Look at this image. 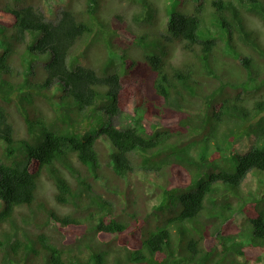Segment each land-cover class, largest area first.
<instances>
[{"label": "trees", "instance_id": "16d2710c", "mask_svg": "<svg viewBox=\"0 0 264 264\" xmlns=\"http://www.w3.org/2000/svg\"><path fill=\"white\" fill-rule=\"evenodd\" d=\"M108 1L69 0L58 23L29 0L0 9V264L261 262L264 32L251 25L264 27V0H211L208 18L204 4L187 13L188 0H168L167 30L144 34L131 23L157 24L156 0H129L140 11L120 26L101 15ZM100 112L112 121L127 115L134 127L98 130ZM245 135L256 144L224 157ZM99 138L111 147L113 180L138 160L163 177L151 211L138 195L120 205ZM250 173L261 187L244 193ZM43 177L53 186L50 194L40 186L38 200ZM238 214L250 232L234 223Z\"/></svg>", "mask_w": 264, "mask_h": 264}, {"label": "rangeland", "instance_id": "374dc122", "mask_svg": "<svg viewBox=\"0 0 264 264\" xmlns=\"http://www.w3.org/2000/svg\"><path fill=\"white\" fill-rule=\"evenodd\" d=\"M167 1L168 0H156L160 10L159 11L160 20L158 21L157 24L153 26H147L145 28H139L134 22L131 23L133 14L135 12L140 11V8L134 3L130 2L129 0H109L106 4V7H103L101 9V15L111 25L120 26L122 25V23L126 25L127 24L129 25L131 23L132 25L131 28L138 34H144L146 32L150 33L152 31L156 33H164L167 30V26L169 22V15L166 13V4L168 3ZM188 1L189 2L184 10L187 13L193 12L194 9L196 10L201 4H204L205 6L204 9L206 10V13L205 14L203 13L204 14L203 17L208 18L211 15L212 11L211 8L209 7V3L211 0H188ZM7 3L8 0H0V9H4L7 6ZM68 3L69 0H29L28 4H32L35 7L39 8L45 14L48 21L58 23L62 18L63 11L68 8ZM118 17H121L122 20H120ZM251 26L252 27L255 26L259 31L261 30L264 32V27L261 25L260 22H254ZM208 27L211 28L212 33L216 31L215 26L213 27L212 25L211 26L208 25ZM263 40H264V35H263ZM86 42L91 43V39L88 38ZM90 46L93 47V50L90 54L93 60L96 59L98 65L100 64L99 55L101 51L99 50L100 53L97 52L96 43ZM20 48L21 49H17V51L25 52V48L23 46H21ZM169 50H170L169 60L175 63L179 62L181 57L180 51L176 47L171 48ZM81 51L83 53V51H85V47ZM133 54L135 53L133 52ZM246 55H251V51L249 49H247ZM246 55L243 54V56ZM48 59H49L48 57L40 59L38 61L39 63L37 64V67L41 68ZM239 59L236 61V64L242 63V61ZM117 60L118 62H120L119 59ZM82 62L86 64L85 59H82ZM257 95H260V93ZM261 116H264V113ZM93 119H94V128H97L98 130L109 124V122H112V124H114L118 128L134 127V123L132 122L131 119L128 118L127 115H123L120 118L119 117L114 118L112 121L107 119V116H105L104 113L100 112L97 113ZM18 127H19V134H22L23 128L25 130L26 125L25 123L22 122L20 126L18 125ZM256 140H257L256 135H252L251 137L246 136V137L237 138L233 144L234 148L231 147L229 150H227L224 154V157H228L233 154H240V153L245 154L253 145L256 144ZM97 151L101 158V169L107 171L105 174L109 173L108 177L109 179L112 180L108 182V186L110 188H115L114 191L118 193L116 195L117 200L120 201L122 199L120 205L123 206L127 205L129 203V199L132 197L135 198V196L137 195H138V201L141 204L143 203L144 200H146L145 207H147L148 211H151L155 205H158L160 203L162 199L160 193L161 190L163 189L162 187L165 181L163 180V177L161 175L155 172H150L151 170L149 169L151 168L149 169L146 168L145 166H143L142 160H138L135 164L134 172L130 173L126 177H120V179L115 178L113 180V177L110 174L111 168L107 167V165L109 164L108 156L112 151L109 143L106 140H104V138L98 139ZM260 177H261L260 175L250 173L241 186L242 191L244 193H255L261 187ZM106 184H107V180L101 178L97 182V187L100 190L106 192V186H105ZM51 185L53 186L52 182L47 180L45 177H43L42 180L39 181V188L37 194L38 200L44 199L39 195L40 186L42 192L46 194H50L49 190L51 189ZM117 186L121 189L125 197L122 195L121 192H118ZM1 208H2V204H0V209ZM234 223H236V225L243 231V233L250 232L249 220L244 214L236 215ZM242 264H264V258L261 262L245 261Z\"/></svg>", "mask_w": 264, "mask_h": 264}]
</instances>
